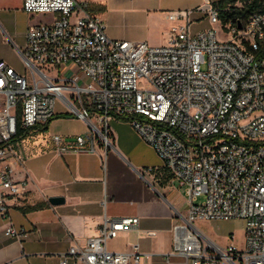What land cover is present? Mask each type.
Listing matches in <instances>:
<instances>
[{"label":"built area","instance_id":"2783aa9c","mask_svg":"<svg viewBox=\"0 0 264 264\" xmlns=\"http://www.w3.org/2000/svg\"><path fill=\"white\" fill-rule=\"evenodd\" d=\"M200 9L210 27L192 31V10L168 11L175 25L161 46L115 40L106 24L79 0H23L29 14H50L31 24L19 50L25 69L0 58V216L5 233L24 238L14 225L12 202L27 179L10 159L22 125H46L57 103L84 119L89 131L51 135L57 154L98 153L112 146L111 121L127 120L150 144L187 194V214L174 225L172 254L188 264H264V12L239 28L223 25L214 0ZM218 26V27H217ZM149 167L143 170L152 171ZM244 222V246L205 244L198 220ZM139 217L104 216L98 233L73 243L61 264H141L138 245L115 252L109 240L137 228Z\"/></svg>","mask_w":264,"mask_h":264},{"label":"crops","instance_id":"0c3cea01","mask_svg":"<svg viewBox=\"0 0 264 264\" xmlns=\"http://www.w3.org/2000/svg\"><path fill=\"white\" fill-rule=\"evenodd\" d=\"M79 1L104 21L112 39L147 41L153 46L169 40L175 24L168 19V11L192 10V31L197 32L200 29L196 23L205 16L200 6L206 3V0ZM52 17L25 12L23 0H0V58L17 71H24L15 55L26 45L28 27ZM66 113L69 111L58 102L48 124L35 127L26 138L14 143L15 156L10 163L16 177L27 179L28 186L24 196L12 202L10 217L27 235L8 236L7 221L0 216V264H61V254L71 244H84L98 233L104 216L140 219L137 228L109 240V250L127 252L138 245L143 253L149 254L141 264H188L184 256L171 255L174 225L187 214L186 189L163 167L154 148L127 120L114 118L110 125L113 142L107 150L100 145L98 153L59 155L51 135L70 138L90 129L84 119ZM149 167L153 170L143 171ZM52 197H63L64 202L52 204ZM229 221L198 220L203 225L218 226ZM196 223L205 244L226 247L237 242L244 246L241 240H230L227 235L232 234L230 229L206 232Z\"/></svg>","mask_w":264,"mask_h":264},{"label":"trees","instance_id":"16d2710c","mask_svg":"<svg viewBox=\"0 0 264 264\" xmlns=\"http://www.w3.org/2000/svg\"><path fill=\"white\" fill-rule=\"evenodd\" d=\"M214 4L219 9L220 20L223 25L231 24L244 26L258 12H264V0H214ZM264 54V47L258 52ZM64 115H75L71 112ZM53 118L50 119V121ZM49 121V122H50ZM35 128V127H34ZM34 128H28L22 125L21 111L18 110L17 132L12 137L11 143H16L26 138ZM47 129V127H46ZM33 206L31 208H37Z\"/></svg>","mask_w":264,"mask_h":264},{"label":"rangeland","instance_id":"374dc122","mask_svg":"<svg viewBox=\"0 0 264 264\" xmlns=\"http://www.w3.org/2000/svg\"><path fill=\"white\" fill-rule=\"evenodd\" d=\"M46 16H49V15H46ZM40 17H42V16H40ZM196 26L199 27L198 29H200V30H202V28L206 29V28L210 27V22H209L208 16L205 15L203 17V19L197 21ZM204 27H206V28H204ZM15 58L18 62L19 67L25 68L24 61H23V58L21 57L20 53H17V55H15ZM242 223L243 222L239 219H232L229 222H222L221 225H219V226L217 224H214V223H208L206 225H203L201 222H198V221L196 224H197V226L199 224H201L202 229L205 230L206 232H214V231H217L219 228L230 229L232 231V234L227 233L230 240H241L242 242H244L245 234H244V229L242 228ZM235 244L239 248H242V246H243V245L240 246V244H238L237 242Z\"/></svg>","mask_w":264,"mask_h":264},{"label":"water","instance_id":"95a60500","mask_svg":"<svg viewBox=\"0 0 264 264\" xmlns=\"http://www.w3.org/2000/svg\"><path fill=\"white\" fill-rule=\"evenodd\" d=\"M239 28H242L241 24H239ZM50 202L52 204H60L64 202V198L63 197H52L50 198Z\"/></svg>","mask_w":264,"mask_h":264}]
</instances>
